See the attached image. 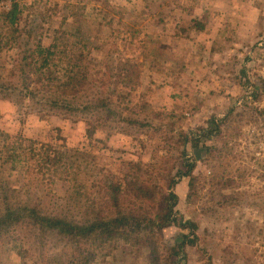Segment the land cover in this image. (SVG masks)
Here are the masks:
<instances>
[{
	"label": "rangeland",
	"instance_id": "374dc122",
	"mask_svg": "<svg viewBox=\"0 0 264 264\" xmlns=\"http://www.w3.org/2000/svg\"><path fill=\"white\" fill-rule=\"evenodd\" d=\"M14 2L22 9L18 36L0 21V131L9 136L0 148L24 141L38 152L43 143H64L80 166L61 179L33 160L1 167L4 153L0 173L20 200L78 218L88 203L69 196L72 180L92 200L102 198L99 182L128 180L154 192L145 204L153 216L173 191L176 223L161 235L136 228L91 264H151L153 247L165 257L163 241L180 244L184 235L190 244L181 264H264V0H3L0 13ZM53 45L54 72L81 60L91 78L121 77L102 90L118 88L120 119L93 140L84 116L26 97L30 83L43 96V53L25 76V52ZM0 252V264H66L72 255L59 236L27 227L5 238Z\"/></svg>",
	"mask_w": 264,
	"mask_h": 264
},
{
	"label": "trees",
	"instance_id": "16d2710c",
	"mask_svg": "<svg viewBox=\"0 0 264 264\" xmlns=\"http://www.w3.org/2000/svg\"><path fill=\"white\" fill-rule=\"evenodd\" d=\"M21 15L22 9L17 2H14L6 12L0 13V21L5 26L4 30L6 29L12 37H17L20 33ZM0 40H4L2 35ZM9 43L10 41L5 46L9 47ZM0 47L1 51L3 49L1 44ZM53 48L55 49L56 46L53 45L47 50L37 48L36 51L25 52L22 58L24 64L21 68L25 76L30 73L28 72L30 60L38 55V50H40V55L43 53V64L37 68V72L43 71L41 82L43 83V96H38L37 92L35 93L30 88V83L26 90V97L29 96L30 100L41 103L43 107L50 110H62L71 116H84L89 126L87 137L93 140L96 132L106 127L109 121L120 119V110L117 109L115 100L118 88L108 94L102 90L108 91L111 86L119 85L121 77L108 76L107 73L100 72V78H91L90 72L86 70L81 60L75 63L69 62L65 68H61L63 65L59 64L61 67L56 66V68L61 70L54 72L50 64V58L54 55V51H51ZM111 71L112 69L109 68V73ZM114 78H117V82H111ZM3 87L0 84V89ZM8 139L9 136L0 131V140ZM32 144L28 147L24 146V141L13 142L11 145L4 144L2 148L5 151L0 148V159H3L4 153L6 158L1 167L9 162L13 166L15 163L33 160L40 168L50 172V176L57 175L61 179H67L64 173L68 171L75 173L74 177L80 170L78 159L74 161L73 157L68 155L71 150L64 143L61 145L43 143L38 152ZM78 154L84 156L85 153L78 152ZM185 166L188 167V173L185 176H188L192 173L194 164ZM2 175L0 173V243L21 227L31 228L45 236H59L68 244L72 252L66 264H91V259L95 254L104 253L126 235L135 234L136 228L148 226L161 235L167 227L178 221L176 206L179 198L173 191L163 193L159 202L160 209L151 216L145 210V204L150 202V199L154 200L155 197L149 186L128 180L110 181L106 179L97 185L102 198L92 200L89 197L91 194L87 192L89 189H83L85 186L71 178L73 185L69 196L76 194L82 199L86 197L88 204L78 218L69 219L65 216L47 214L37 206L21 201L19 190L13 188L7 178ZM83 190L86 191L85 194H82ZM131 192L134 193L133 196H130ZM128 197H133L136 201L132 207L125 204ZM191 227L196 228L192 224ZM163 243L164 250L167 248L166 256L163 257L162 248L153 247L151 264H181L186 257L185 247L188 243L190 244L189 236L184 235L180 244H169L164 241Z\"/></svg>",
	"mask_w": 264,
	"mask_h": 264
}]
</instances>
